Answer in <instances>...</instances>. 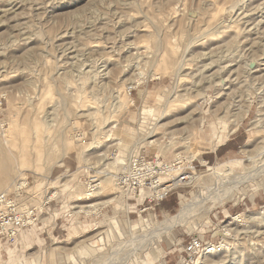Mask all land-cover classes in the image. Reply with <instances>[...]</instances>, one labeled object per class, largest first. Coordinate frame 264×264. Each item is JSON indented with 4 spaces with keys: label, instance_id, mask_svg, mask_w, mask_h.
<instances>
[{
    "label": "rangeland",
    "instance_id": "rangeland-1",
    "mask_svg": "<svg viewBox=\"0 0 264 264\" xmlns=\"http://www.w3.org/2000/svg\"><path fill=\"white\" fill-rule=\"evenodd\" d=\"M251 59L256 67L249 71L245 63ZM179 64L185 68H182L185 74L177 81L175 70ZM114 69L118 76L115 78V74L108 81L105 72ZM82 78L86 84L81 82ZM134 78L140 79L135 86L129 83ZM99 81L106 82L102 89L93 87ZM196 87L202 90L204 99L189 93L191 99L171 107L170 115L161 121L172 122L158 127L154 131L156 135L146 141L159 138L164 145L169 141V132H173V144L157 157L170 163L176 158L174 152H181L186 163L193 161L188 164L187 173L198 177L175 190L154 211L141 213L142 206H137L128 213L119 212L109 205L98 215L73 213L79 209H72V206L85 202L81 199L85 196L87 178L95 174L99 182L103 179L96 173L101 169L102 159L112 158L119 152L128 155L137 148L156 157L154 147L145 144L146 141L138 146L135 143L138 138L148 136L150 125L155 123L165 98L173 96L176 90L184 94ZM129 88L132 89L130 96ZM116 89L125 105L112 112L109 106L112 90L114 94ZM0 95L4 96L0 116L4 129L0 132V142L4 138L3 131L12 122L13 130L5 131L11 138V153L16 154L17 147H22L23 152L32 151L34 147L33 153L23 157L17 169L7 160L8 153L0 150V179L10 169L6 182L0 185V193L11 192L15 181L17 184L27 181L26 194L33 203L56 193L50 209L60 213L55 220L51 219L54 221L52 230L45 227L39 232L41 243L34 240L37 232H28L31 228L26 231L30 233L29 243L21 244L20 239L15 245L0 242V264H8L7 248L16 249L25 256L36 252L42 256V264H60L56 246L66 249L60 252L64 259L62 264H144L148 261L147 254L155 261L151 264H176L182 245L194 237L214 245H219L225 237L226 247L206 258L201 251L190 264H216L217 261L219 264H264V220L236 217L264 209V190L253 192L254 201L250 198L253 182L235 186L231 193L235 198L228 199L227 195L224 204L211 209L206 216L207 202L195 207L190 213L192 216L189 214V224L172 229L170 239L163 236L160 241H154L142 236L152 230V226L144 224V219L155 224L176 214L183 200L197 193L206 196L215 192L217 188L213 182L216 181L206 171L207 165L236 159L245 161L241 148L248 140L259 142L256 134L249 131V126L258 114L264 122V0H0ZM217 107L218 112L225 110L227 116H239L246 109L248 113L237 130L228 135L227 145L218 147L215 155L209 148L216 129L212 130L209 124H218L217 118L224 114L211 112ZM193 108H199L207 119L204 131L197 129L196 122L188 125L174 121L190 111L197 118ZM143 109L149 111L144 124L141 123ZM90 111L97 113L94 114L96 121L94 115H87ZM46 117L52 124L47 132L42 122ZM112 126V137L122 143L121 150L109 147L116 140L105 142L107 134H111V131L107 132L108 128ZM33 129L41 134L37 144L32 137ZM47 133V143H43L41 138ZM91 145L99 147L89 153L82 152ZM187 154L188 157L194 154L197 159L188 161ZM258 159L259 155L255 160ZM59 162L61 166H58ZM234 171L239 174L242 168L235 166ZM70 178L68 188L64 190L61 184ZM112 187L117 199L130 205L135 203L126 195H120L114 189L113 181ZM101 191L93 201L105 199L107 192L103 186ZM223 210L228 212L227 217L222 214ZM50 214L44 210L36 226L42 228ZM78 215V220L87 217L84 223L89 226H78L75 222L74 240H70L69 231ZM104 216L118 218L119 234L107 225L99 224ZM129 219L136 223L132 229L124 222ZM225 225L233 230L223 236ZM98 231L102 232L103 240L95 245ZM105 233L110 234V238L107 239ZM82 240V247L89 253L73 263L67 249ZM59 241L64 242L58 244ZM156 244H159V253L152 250Z\"/></svg>",
    "mask_w": 264,
    "mask_h": 264
},
{
    "label": "bare ground",
    "instance_id": "bare-ground-1",
    "mask_svg": "<svg viewBox=\"0 0 264 264\" xmlns=\"http://www.w3.org/2000/svg\"><path fill=\"white\" fill-rule=\"evenodd\" d=\"M209 21V20H208ZM224 21V20H223ZM221 22V21H220ZM227 27V26H226ZM130 28V27H129ZM218 29V28H217ZM220 29V28H219ZM223 29V28H222ZM28 40V39H27ZM137 48V47H136ZM134 50V49H133ZM135 56V55H134ZM166 56V55H165ZM215 57V56H214ZM172 60V59H171ZM163 62V61H162ZM172 62V61H171ZM231 63V62H230ZM254 63V60H249L247 61L245 64H246V68L251 71L252 68H255L256 66L253 65ZM256 63V62H255ZM131 64V63H130ZM136 65V64H135ZM172 65V64H171ZM211 65V64H210ZM253 65V66H252ZM206 66V65H205ZM144 67V66H143ZM208 67V66H207ZM183 65L182 64H179L178 67H176V70H175V79L178 81V80H181L182 78H184V74L182 73V70L185 69L183 68ZM200 69V68H199ZM235 70V69H234ZM93 71V70H92ZM94 72V71H93ZM97 73L93 74V78L96 76ZM105 74H107V80L110 81L113 76L116 74V70L114 69L113 71L112 70H108L107 72H105ZM234 74V73H233ZM101 75V74H100ZM82 76V75H81ZM84 76V75H83ZM82 76V77H83ZM118 76V74H116V76H114L115 78ZM224 76V75H223ZM79 77V76H78ZM88 77V76H87ZM80 78V77H79ZM85 78V76H84ZM84 78H82L81 82H85L83 81ZM101 78V77H100ZM90 79V78H89ZM89 79H87L89 81ZM92 79V77H91ZM102 79V78H101ZM155 79H158V78H153V80ZM205 79V78H204ZM184 80V79H183ZM87 81V83H88ZM97 81V80H96ZM101 81V80H100ZM97 82V83H94L93 87H98V86H104L106 84V82L104 83H101V82ZM130 84H132L133 86H135L134 84H139L140 82V79H130L129 80ZM176 81V82H177ZM67 82V81H66ZM65 82V83H66ZM69 82V81H68ZM80 82V81H79ZM93 82H95V80H93ZM92 82V83H93ZM175 82V83H176ZM219 82H223V80H220ZM101 83V84H100ZM64 84V82H63ZM69 84V83H68ZM67 84V85H68ZM86 84V82L84 83ZM100 84V85H99ZM66 85V86H67ZM80 85V83H79ZM82 86H85L83 85L82 83ZM92 87V88H93ZM108 87V86H107ZM194 87V86H193ZM88 88V87H87ZM91 88V89H92ZM82 89V88H81ZM80 89V90H81ZM102 89V87H101ZM110 90V89H109ZM114 94H113V90H112V95H111V101H110V111L112 112H117L120 108L124 107L125 105V102L123 100V98L121 97V93L119 92V89L117 90H114ZM100 92V91H99ZM122 92V91H121ZM179 92V91H178ZM177 90L176 92H172L173 93V96H169L168 99H164V102L162 103L163 106H160L161 107V110L159 112V115L158 117L155 119V123H152L150 126V131L147 133V137H143V138H138L139 140L135 143V145H139L141 144L142 142L146 141L147 139H150L152 137H154V131L158 128V127H164L167 125V123H170V122H162L161 121L166 117V116H169V109L173 106H176L177 103H184L185 101L188 100V98L191 99V95L189 93H194V96L195 97H199V98H203L204 99V93L202 92V90L198 87H196L194 90H191V91H186V93L184 94H180L178 93ZM80 93V92H79ZM84 93V92H83ZM127 93H128V90H127ZM145 93V92H143ZM94 94V93H92ZM97 94V92H96ZM95 95V94H94ZM129 95V93H128ZM170 95V94H169ZM130 96V95H129ZM95 100V99H94ZM87 102V100H86ZM89 102V101H88ZM191 104V103H190ZM66 105V104H65ZM104 105V104H103ZM39 106V105H38ZM87 107V106H86ZM188 107V106H187ZM239 108V107H238ZM94 109V108H93ZM194 109V108H193ZM196 110V108L194 109ZM224 111V112H223ZM85 112V111H84ZM111 112V113H112ZM149 111L148 110H145L143 109L141 111L142 113V121L141 123L144 124L146 123L148 117H145V115L148 113ZM193 112V111H192ZM191 111L189 113H187L186 115L180 117V118H177V119H174V121H176V123H186L188 125H193L194 122L197 123V129L199 131H204V127H205V124L207 123V119L206 117L204 116V114L199 110H196L195 111V114L198 115L197 118H194V115ZM214 115L215 114H223L221 117L217 118L218 120V124L212 122L211 124H209V126L211 127V129H216V132L212 134V139L213 141L211 142L212 145L211 147L209 148L211 151H214L216 150L218 147H220L221 145H223L227 138H228V135L234 133L238 126L240 125V122L242 121L243 117L246 116V112L248 113L247 109L246 110H243V112L241 114H238L239 116H237V114H232L230 116H227L226 115V111L225 110H222V112H218V107L215 108L213 111H211ZM87 113V112H86ZM84 114V113H83ZM94 114H97V113H94V112H89L87 115L89 116H93ZM49 115V114H48ZM219 115V114H218ZM44 116V115H43ZM94 119H95V115L93 116ZM32 119V118H31ZM96 121V119H95ZM41 122V121H40ZM44 123V131L47 132L48 129H50L52 127V124L50 123L49 120H47V117L43 119L42 121ZM9 123V122H8ZM96 124V122H94ZM13 124L12 122L9 123L8 125V128L6 130H13ZM174 124V123H173ZM264 122H263V119L260 117V114L257 115L256 119H254L253 121H251L250 123V126H249V131L256 134V136L258 137L257 139H259V142H254V141H250L248 140L247 143L245 144V146H243L241 148V153L244 154L246 156V159L245 161H241L239 159H236V160H230L228 161L227 163H224V164H215L213 166H210V165H207V169L206 171L209 172V174L212 176L213 175V179L214 181L216 182H213V184H215L216 186V190L215 192L212 194V195H206L204 196L202 193H197L195 196H193L192 198H189V199H186V200H183L182 203H181V206H180V209L177 211L176 214L172 215V216H169V217H165L164 220L160 221V222H157V223H150L148 221V219H144V224L145 225H148L149 227L152 226V230H148L143 236H147L149 238H153L154 241H160L163 236L167 237L168 239L171 238L170 236V231L176 227H183V226H186L189 224V218L192 216L190 213H193V209H195V207H199L201 205V203L203 202H207L206 204L208 205V208L206 209L205 211V216L209 213V211L211 209H214L216 207H220L224 204V199L225 197L228 195V199H234L235 198V195L231 194L233 190H235V186H238V184H245V183H248V182H253L254 184V187L252 189V192L250 194V198L252 199L253 198V192H256L258 190H264V134H263V131H264ZM37 125V124H36ZM113 125V123H112ZM141 125V124H140ZM187 125V126H188ZM114 126H112L110 129L108 128V131L107 132H110L111 131V134H107L108 137L106 138L105 142H109V141H115L116 139L114 137H112V128ZM185 128V127H184ZM183 128V129H184ZM129 129V128H128ZM180 129V128H179ZM181 129V130H183ZM5 130V131H6ZM5 131H3L2 135L4 136V138L1 140L0 142V150L1 151H4L6 153H8V156H9V159L7 160H10V164H12V167L16 168L19 167V164H20V161L23 160V157H27L29 154L33 153L34 151V147L31 148L32 151H28V152H23V148L22 147H17L16 149V154H13L11 153V138L10 136H8V134L6 135ZM133 131H136V130H132ZM179 131V130H178ZM177 131V132H178ZM131 132V133H132ZM176 132V131H175ZM189 132V131H188ZM104 133V132H103ZM145 133V134H146ZM185 133H187L186 129H185ZM184 133V134H185ZM105 134V133H104ZM170 134V137H169V141L166 142V144H161V140L159 138H155V139H151L150 141H146L145 144L147 145H150V146H153L154 147V151H156V157L159 156V155H162L163 153V150L164 149H168L172 144H173V135L174 133L173 132H169ZM253 134V135H254ZM39 135H41L36 129H33L32 131V137L34 138V142L35 144H37V142L40 140H38L39 138ZM137 135V134H136ZM194 135V134H193ZM79 136V135H78ZM163 136V135H162ZM187 136V135H186ZM48 137H49V134H45V137H42V141L43 143L46 142L48 140ZM106 137V135H105ZM168 138V137H167ZM166 138V139H167ZM66 140L68 138H65ZM70 139V138H69ZM136 139V138H135ZM256 139V140H257ZM38 140V141H36ZM64 140V139H63ZM168 140V139H167ZM198 140V139H197ZM255 140V141H256ZM17 141V140H16ZM95 141L96 140V137H95ZM117 142L114 143L113 145L109 146V147H114L115 149H120L122 147V143L119 141V139L116 140ZM183 141H186V140H183ZM41 142V141H40ZM70 142V141H69ZM14 143V142H13ZM17 143V142H16ZM47 143V142H46ZM188 142H186L187 144ZM66 144V143H65ZM95 144V142H94ZM99 144V143H97ZM185 144V145H186ZM226 144V143H225ZM30 145V144H29ZM69 145V144H68ZM183 145V144H182ZM17 146V144H16ZM73 146V144H72ZM71 146V147H72ZM89 146V145H88ZM143 146V145H141ZM224 146V145H223ZM99 146L97 145H91L89 148H86V150H83L82 152H87L89 153L90 151H94V149L98 148ZM133 147V145H132ZM131 147V149H132ZM189 147V146H188ZM193 147V145H192ZM175 148V147H174ZM177 148V147H176ZM14 149V147H13ZM53 150V149H52ZM121 150V149H120ZM119 150V151H120ZM183 151V150H182ZM80 152V153H82ZM131 152V151H130ZM184 152V151H183ZM105 154V153H104ZM191 154V152H190ZM83 155V154H82ZM88 154H85L84 156H86ZM98 155V154H97ZM260 156V159L255 160L256 156ZM81 156V155H80ZM127 155H123L122 152H119V154H116L114 157L112 158H104L102 159L103 161V164H101V169L99 170H96L97 174L101 175L99 176L100 178L103 177V179L99 182V185L100 184H104L102 185L103 186V189L106 190L107 194L105 195V199L103 200H94L93 201V198H95L96 196H98V193L99 191H101L102 189V186H98L101 187V189L97 190L96 192H94V194H91V195H88L86 192H85V196L82 197L81 201H85L84 203H79L77 201V199H73L72 201H77L79 204H76L74 206H72L71 208H75V209H79L78 211L74 212V213H78V214H83V215H86L88 216L90 213H94V212H97L98 210L104 208V207H108L109 205H112L113 208L115 210H119L120 211H124V212H127L128 213V210L129 209H132V208H136L137 206H139L141 204V202L143 201L144 197L148 194V190L145 189V188H141L139 193H130V194H124V193H121L120 195H126L128 197V200H133L135 203L132 205L130 204H126L124 202H122L120 199H117L116 196H114V193L111 191V187H112V181H113V173H115L117 170H118V166L121 165L122 163H124L125 161V158H126ZM174 156L176 157H181V152H174ZM188 157V154L186 155ZM98 157H105L104 155L100 154L98 155ZM46 158V157H43V159ZM80 158V157H79ZM84 158V157H82ZM88 158V157H87ZM91 158V157H90ZM95 158V157H94ZM18 159H21L19 161H17ZM47 159V158H46ZM188 161H191V160H196L197 157H195L194 154H192L191 156H189L188 158ZM81 160V159H80ZM84 160H88L86 158H84ZM93 160V159H92ZM99 160V159H98ZM202 161V160H201ZM100 162V161H99ZM203 162V161H202ZM60 164H58V166H61V162H59ZM85 163V162H84ZM93 164V162H91ZM247 163V164H245ZM96 164V163H94ZM88 165V164H87ZM91 165V164H90ZM21 166V165H20ZM86 166V165H85ZM241 167L242 168V172H238L239 174H234V167ZM88 167V166H87ZM95 167V166H94ZM93 167V168H94ZM100 168V167H99ZM91 169V168H90ZM15 170V169H14ZM17 171V170H16ZM9 172H10V169L8 168L6 170V173L4 175H2L3 177L0 179V185H4V183L6 182L7 180V177L9 176ZM21 172V171H20ZM177 169H174L172 175L175 177V175L177 174ZM72 174V173H71ZM188 175V178H189V183H191L192 181H194L198 176L195 175V174H192V173H187ZM66 177H71V175H67ZM256 177H258L259 179H257ZM99 178V179H100ZM257 179L256 181L253 180V179ZM71 180L68 179L66 180V182L62 183L61 186L64 187L63 189L65 190L66 188H68V182ZM68 181V182H67ZM97 181V180H95ZM177 181L174 182V184H176ZM78 184V183H77ZM18 187L20 186H25V190L27 188V184H26V181L25 182H19L18 184ZM186 184H184L182 187L186 186ZM113 186L115 187L114 189H117L115 184H114V181H113ZM190 186V185H189ZM113 188V187H112ZM179 188V187H178ZM113 190V189H112ZM240 191H243V188L240 189ZM245 191V190H244ZM249 191V190H248ZM4 192V191H3ZM2 192V193H3ZM102 192V191H101ZM100 192V194H101ZM104 193V192H103ZM102 193V195H103ZM70 194V193H69ZM56 195V193H53L52 195H50L49 199H52V197ZM74 195V194H73ZM88 195V196H87ZM80 196V195H79ZM124 200V199H123ZM235 202V201H234ZM199 203V204H197ZM237 203V202H236ZM205 204V206H206ZM238 204V203H237ZM203 205V204H202ZM204 206V205H203ZM204 206V207H205ZM203 208V207H202ZM133 210V209H132ZM225 216L227 217L228 216V212L226 210H223ZM43 214L42 210L40 211V215ZM189 214L191 215L189 217ZM237 216H242V217H246L250 220H256L258 219V221L260 220H264V209L260 210L259 212H256V213H252V214H249V215H243V214H238L236 215ZM70 217V216H69ZM207 218V217H206ZM205 218V219H206ZM150 219V218H149ZM260 219V220H259ZM44 220V219H43ZM208 222L210 221L209 219L207 220ZM125 224L130 228L132 229L133 227L136 226V223L135 221H132V220H125L124 221ZM75 224V221L72 222V227L70 228V231H69V239L70 240H74L73 236H74V232H75V229L77 228L76 226H74ZM100 225H107L108 227H110V230H114L116 233H120V224H119V221H118V218L116 216H111V217H107V216H104L103 219L100 221L99 223ZM105 227V226H104ZM229 226L228 225H225L224 226V233H222L223 236L229 234L228 232L230 230H233L231 228H228ZM261 227V226H260ZM101 228V226H100ZM99 228V229H100ZM97 229V228H96ZM102 229V228H101ZM142 227H140L139 230H141ZM78 230V229H77ZM105 231V230H104ZM144 231V230H142ZM145 232V231H144ZM21 233V232H20ZM19 233V234H20ZM101 231H98V233L95 234V238H96V241H94V244L95 245H99V242H101L103 240V237H100L101 235ZM19 234L15 237L13 243L11 245H15L17 242H18V237H19ZM29 234V233H28ZM106 234V233H105ZM107 236V239L110 238V234H106ZM226 238L223 237L222 238V241L219 245H214L212 243H208L207 246L205 247L204 251H203V258H206V257H210L213 255V253L217 252V251H220L222 249H225L226 247ZM68 240V239H67ZM142 241L144 239H141ZM30 241V237L28 235H21L20 237V243H24V242H28L29 243ZM38 242L41 243L40 240L37 239ZM84 240L82 241H79L77 242L76 244H74V246H72L71 248L67 249L69 252H70V255H69V259L70 261H72L73 263L77 262L78 260H80L82 257H85L86 255H88L89 252L86 251L85 247H82V243ZM153 241V240H151ZM149 241V242H151ZM153 241V242H154ZM64 241H59L57 242L58 244L60 243H63ZM143 242H146L145 240ZM148 242V243H149ZM32 245V244H31ZM142 244H140L141 246ZM145 245V243H144ZM143 245V246H144ZM148 245V244H147ZM90 248H92L90 245H88ZM138 246V245H137ZM149 246V245H148ZM146 247V245H145ZM30 248V247H29ZM42 248V247H41ZM148 248V247H147ZM146 248V249H147ZM158 248H159V244H156L155 246L152 247V250H155L157 253H159L158 251ZM56 249V256L59 258V263L62 264L64 262V259L62 257V254L60 253L61 251L63 250H66L65 248L63 247H60V246H56L55 247ZM136 249V248H135ZM142 249V248H141ZM143 249H145L143 247ZM139 250V249H137ZM142 251V250H140ZM6 254H7V263L8 264H42L41 263V255L38 254V253H31L29 254L28 256H25V255H22V254H19L18 251L16 249H11V248H7L6 249ZM149 254H147V258H148V261H145L143 262L144 264H151L153 260H151V258L148 256ZM1 261V260H0ZM155 262V261H153ZM108 263V262H107ZM124 264V262H121ZM217 263L219 264L220 261H217ZM216 263V264H217ZM114 264V263H113ZM118 264V263H117ZM176 264H183L182 262H177Z\"/></svg>",
    "mask_w": 264,
    "mask_h": 264
},
{
    "label": "built area",
    "instance_id": "built-area-1",
    "mask_svg": "<svg viewBox=\"0 0 264 264\" xmlns=\"http://www.w3.org/2000/svg\"><path fill=\"white\" fill-rule=\"evenodd\" d=\"M128 93L131 95V88L128 89ZM3 101L4 96L0 95V116ZM3 129L4 122L0 119V132ZM189 163L192 164L193 161ZM189 163H186L182 157H176L170 163H164L158 157L147 155L144 149L141 151L137 148L129 152L124 163L118 166V170L113 173V181L119 193H139L141 188L147 189L148 194L138 207L142 206L141 213L146 210L154 211L175 190L182 188L189 181L187 175ZM174 169L178 172L175 177L172 175ZM87 179L85 192L88 195L94 194L99 189V180L95 174ZM175 181H177L176 184H174ZM17 182L13 183L11 192L0 193V242L7 245H11L20 232L38 225L40 211L47 212L53 201L45 196L44 201L33 203V199L27 197L25 186L18 187ZM208 243L198 237L189 239L180 249L179 262L192 263L198 254L204 251Z\"/></svg>",
    "mask_w": 264,
    "mask_h": 264
},
{
    "label": "crops",
    "instance_id": "crops-1",
    "mask_svg": "<svg viewBox=\"0 0 264 264\" xmlns=\"http://www.w3.org/2000/svg\"><path fill=\"white\" fill-rule=\"evenodd\" d=\"M224 146H226L227 144H223ZM223 145H221V148H223L224 146ZM212 153H214L215 155H216V151L214 150V151H212ZM179 196H180V194H179ZM255 200V198H254V196H253V198H252V201H254ZM160 206V205H159ZM103 209V208H102ZM102 209H100V210H98L97 212H94V213H96L97 215L100 213L99 211H101ZM52 213V214H50L51 216H48L47 218V222L45 223V224H47V225H45L44 223V225H43V227L42 228H38L37 226H33L32 228H31V230L30 231H28V230H25V231H22L20 234H19V237H18V239H20V237H21V235L23 234V235H30V233L28 234L26 231H28V232H31L32 230L34 231V232H37V236L35 235V238H34V240H36V242H38L37 241V239L38 240H40L41 241V239H40V236H39V232L43 229V228H45V227H51L50 228V230H52L53 229V225H54V221H51V219L53 218V220H55V217L56 216H58V214H60V213H58L57 211V213H55V211L53 212L50 208L49 209H47V213ZM63 212V211H62ZM67 212H69V209H67ZM63 213H65V211L63 212ZM74 213V212H73ZM93 213V214H94ZM69 214V213H68ZM68 214L66 215V216H68ZM222 214H224V213H222ZM71 217V216H70ZM80 216L78 215L77 217H76V220H75V222H76V224L79 226V225H83V226H85V225H87V226H89V224L88 223H84V222H86L87 221V217H84L83 218V220H78V218H79ZM43 220H41V222H42ZM45 222V221H44ZM83 222V223H82ZM51 232V231H50ZM33 238V237H32Z\"/></svg>",
    "mask_w": 264,
    "mask_h": 264
}]
</instances>
